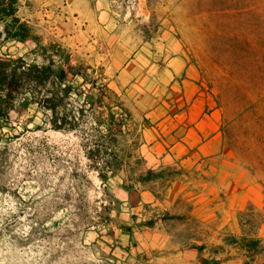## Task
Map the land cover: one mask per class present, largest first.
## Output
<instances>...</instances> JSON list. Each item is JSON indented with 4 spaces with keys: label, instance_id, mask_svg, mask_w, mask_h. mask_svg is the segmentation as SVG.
<instances>
[{
    "label": "rangeland",
    "instance_id": "374dc122",
    "mask_svg": "<svg viewBox=\"0 0 264 264\" xmlns=\"http://www.w3.org/2000/svg\"><path fill=\"white\" fill-rule=\"evenodd\" d=\"M114 5L120 16L148 20L146 30L162 27L181 40L232 118L226 136L230 159L240 168L237 178L264 197V0H114ZM34 30L44 45L57 43ZM35 50L32 40H0V58L41 63ZM85 67L87 82L70 77L66 112L77 119L69 116V128L53 129L49 113L32 103L0 120V264L144 262L148 208H134L126 193L164 191L176 174L155 172L143 180L147 170L136 152L134 129L104 75ZM243 218V235L235 244L241 251L258 239L264 212ZM258 249L264 252V242ZM255 250L245 251V262L254 259ZM230 252L235 250L221 253Z\"/></svg>",
    "mask_w": 264,
    "mask_h": 264
},
{
    "label": "crops",
    "instance_id": "0c3cea01",
    "mask_svg": "<svg viewBox=\"0 0 264 264\" xmlns=\"http://www.w3.org/2000/svg\"><path fill=\"white\" fill-rule=\"evenodd\" d=\"M19 13L104 75L146 170L176 174L164 191L126 193L134 208H148L145 259L137 264H244L246 252L225 239L243 235L244 215L263 213L264 197L237 178L226 136L232 118L181 40L120 16L114 0H20ZM256 236L264 242V223ZM228 249L235 253H221ZM251 264H264V252Z\"/></svg>",
    "mask_w": 264,
    "mask_h": 264
},
{
    "label": "trees",
    "instance_id": "16d2710c",
    "mask_svg": "<svg viewBox=\"0 0 264 264\" xmlns=\"http://www.w3.org/2000/svg\"><path fill=\"white\" fill-rule=\"evenodd\" d=\"M19 7L20 0H0V40L18 43L32 40L42 62H27L23 57L0 58V120L18 105L32 103L49 113L53 129L69 128V116L77 119L74 114L66 112V100L73 90L70 77H80L87 82V68L83 64H73L69 50L59 44L44 45L33 26L18 15ZM91 85L95 86L96 81H91ZM154 173L147 171L143 180H151ZM101 177L104 180L107 178ZM225 242L236 244L237 239L228 237ZM260 243L259 239L252 240L244 250L253 252ZM259 252V249L255 250L254 254ZM251 261L244 264H251Z\"/></svg>",
    "mask_w": 264,
    "mask_h": 264
}]
</instances>
